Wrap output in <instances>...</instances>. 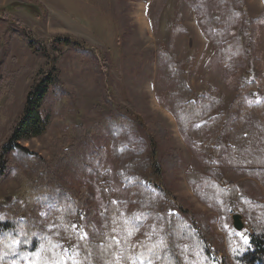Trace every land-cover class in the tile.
I'll use <instances>...</instances> for the list:
<instances>
[{"label": "rangeland", "instance_id": "374dc122", "mask_svg": "<svg viewBox=\"0 0 264 264\" xmlns=\"http://www.w3.org/2000/svg\"><path fill=\"white\" fill-rule=\"evenodd\" d=\"M244 1L236 7L245 21L263 17L249 31L244 23L232 27L231 34L239 37L249 56L247 66L228 72L219 64L218 48L200 23L201 18L213 19L214 23L220 17L217 0H203L199 12L189 0H0V150L9 143L27 95L48 77L59 78L67 90L61 94L58 84L51 85L42 109L48 121L46 132L20 144L50 162L55 141L70 138L71 125H84L92 131L88 147L95 151L96 159H101L100 166L95 165V171H87L78 179L65 177L82 205L74 222L77 231L86 234L89 221L101 227L106 213L102 182L112 190L115 201L126 200L129 191L122 180V165L148 156L154 144L162 168L165 207L195 228L209 224L214 235L210 245L214 259L223 264L228 252L226 235L237 234L248 242L253 233L251 212L264 203V181L249 177L246 163L220 165V156H198L192 151L172 114L170 95L175 83L168 78L159 54L166 52L175 58L194 99L204 94L208 85L217 92L223 105L211 117L228 115L239 80L264 77V0ZM233 4L237 5V0ZM25 5L34 7L38 14ZM16 32L29 36L36 51L25 48ZM246 33L253 37L250 45ZM67 39L73 40L70 47L61 45ZM261 98V94H252L250 100L259 102ZM121 119L133 124L126 125ZM196 130L197 126L190 134L191 141L196 140ZM228 145L226 132L222 154ZM125 147L132 150L115 154ZM13 157H9L3 170L6 177L0 182V211L21 201L23 172L20 165L12 163ZM217 170L221 178L215 177ZM195 173L215 177L225 186L234 185L248 205L232 206L229 217L216 212L194 194L188 179ZM136 174L144 184L155 185L149 172L138 167ZM236 214L243 217L246 227L241 233L234 228ZM221 221L227 232L221 230ZM55 230L53 224L45 226L50 236ZM123 246L121 242V252ZM73 252L74 247L64 239L54 244L46 241L38 258L45 264H65ZM33 262L27 258L21 264Z\"/></svg>", "mask_w": 264, "mask_h": 264}, {"label": "trees", "instance_id": "16d2710c", "mask_svg": "<svg viewBox=\"0 0 264 264\" xmlns=\"http://www.w3.org/2000/svg\"><path fill=\"white\" fill-rule=\"evenodd\" d=\"M234 1L217 0L221 13L214 23L213 19H200L204 33L218 48L219 64L228 72L247 66L249 56L239 37L231 34L232 27L244 23L249 31L263 17L245 21L243 13L236 7L245 1L237 0V5L233 4ZM189 2L197 12L201 10L203 0ZM24 7L38 14L34 7ZM16 36L25 48L36 51L29 36L18 32ZM245 36L250 45L253 37L247 33ZM72 43L73 40L67 39L62 40L61 45L70 47ZM159 56L168 78L175 83L170 95L172 114L192 151L198 156H220V165L246 163L250 167L246 174L264 181V77L241 78L228 115L221 113L211 117L223 105L217 92L208 85L205 93L194 99V92L175 58L166 52H160ZM52 84L60 86L58 92L61 94L67 90L60 85L59 78L52 79L51 76L32 90L24 102L19 122L11 129L9 143L0 150V182L6 177L3 170L12 155V163L20 165L23 172L19 191L21 201L19 199L11 209L0 211V264H21L27 258L45 264L42 258H38L40 254H36L46 241L54 244L60 239L74 247L73 254L65 258V264H132L135 261L140 264L141 260L144 264H217L211 248L214 235L210 225L203 223L195 228L165 207L162 168L157 162L154 144L148 156L141 155L122 165V180L129 191L126 200L115 201L112 190L102 182L106 213L101 227L89 221L86 234L77 231L74 222L80 216L82 205L75 197L74 189L65 182V177L78 179L87 171H95V165L100 166L101 159H96L95 151L88 147L92 131L84 125H71V137L55 141L56 149L50 162L20 144L46 132L48 121L43 117L42 109ZM252 94H261V100L251 101ZM130 113L133 114L132 110ZM121 121L126 125L133 124L129 119ZM115 126L120 125L116 123ZM196 126L197 137L191 141L190 134ZM226 132L229 145L222 154ZM112 134L116 141V135ZM131 150L125 147L121 153L115 151V154L121 156ZM138 167L149 172L155 185L143 183L136 174ZM214 173L215 177L221 178V172ZM215 177L195 173L188 179L202 203L223 216L226 214L225 217H229L232 206L248 205L237 187L225 186ZM251 213L253 233L249 234L248 242L237 234L226 235L228 252L223 264H264V203L254 206ZM48 224L56 227L54 235L45 232ZM220 227L227 232L224 221L220 222ZM121 242L125 246L123 252Z\"/></svg>", "mask_w": 264, "mask_h": 264}, {"label": "water", "instance_id": "95a60500", "mask_svg": "<svg viewBox=\"0 0 264 264\" xmlns=\"http://www.w3.org/2000/svg\"><path fill=\"white\" fill-rule=\"evenodd\" d=\"M233 224L236 231L240 233L243 232L246 228L243 221V217L240 214H236L233 216Z\"/></svg>", "mask_w": 264, "mask_h": 264}, {"label": "snow or ice", "instance_id": "6c2138e0", "mask_svg": "<svg viewBox=\"0 0 264 264\" xmlns=\"http://www.w3.org/2000/svg\"><path fill=\"white\" fill-rule=\"evenodd\" d=\"M36 255L38 256L39 253H37ZM33 264H39V261H34ZM133 264H135V262H133ZM140 264H144V262L141 260ZM149 264H151V262H149Z\"/></svg>", "mask_w": 264, "mask_h": 264}]
</instances>
